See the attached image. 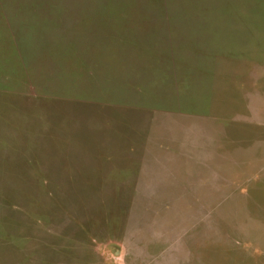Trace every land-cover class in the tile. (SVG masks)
Here are the masks:
<instances>
[{
    "label": "rangeland",
    "instance_id": "1",
    "mask_svg": "<svg viewBox=\"0 0 264 264\" xmlns=\"http://www.w3.org/2000/svg\"><path fill=\"white\" fill-rule=\"evenodd\" d=\"M0 264H264V0H0Z\"/></svg>",
    "mask_w": 264,
    "mask_h": 264
},
{
    "label": "crops",
    "instance_id": "2",
    "mask_svg": "<svg viewBox=\"0 0 264 264\" xmlns=\"http://www.w3.org/2000/svg\"><path fill=\"white\" fill-rule=\"evenodd\" d=\"M201 141V140H200ZM199 141V142H200ZM205 141H207V139L205 140ZM199 142H197V144L199 143ZM202 142L204 143V150H203V143H201V146H200V151H201V154H205L204 153V151H206L207 152V150H211L212 149V151H213V157H214V159H213V163H214V165H215V167H214V169L216 168V166H217V164H221V156H222V152L219 150V148L217 147L219 144H217V145H214L213 144V146L211 145V143L209 142L208 144H206L203 140H202ZM171 145H172V148L173 149H175L176 150V147H177V145L174 143V142H171ZM152 147H158V149L160 150V148H162L161 147V145H158V146H152ZM152 147H149V148H147L146 149V151H147V153H145V158L146 159H150V156L152 155V154H155V153H157V152H155V151H153V149H152ZM205 148H207V149H205ZM177 151V155H178V150H176ZM162 153V152H161ZM156 155V154H155ZM162 155V154H161ZM200 158V164H203V163H205V158H204V156H201V157H199ZM152 162H154L153 160H151V161H149L147 164H151ZM173 167V166H172ZM161 169V170H160ZM143 171H145V173H146V175H144V172H143V178L145 179L146 177H147V175H148V172H149V170H148V168H147V166L145 165L144 167H143V169H142ZM162 171L163 169L162 168H159L158 170H157V172L158 171ZM166 174H167V169H166V172H165ZM213 174H214V177H213V179L212 180H214L215 179V181H213L212 183H213V189H212V191H209L208 192V190L206 189V186L203 184V186H201L200 188H198V191H197V195H203V191H206V193L208 192V194L209 195H221V192L216 188V187H219V180H220V177H221V173H220V171H219V173L218 172H216V171H213L212 172ZM170 174H172V173H170ZM169 174V177H167V179H169L170 178V181H171V183L173 184V183H175L176 182V180L177 179H179V177L181 176V173L180 172H178V174H177V178H175V177H173V176H171ZM158 176L159 175H157V176H155L154 178H153V180L150 182V183H148V182H146L145 183V185L144 186H148V190L145 192V193H143V194H146V195H156L157 194V191L155 190V187H154V183H155V180L158 178ZM208 186H210V185H208ZM196 188V187H195ZM197 189V188H196ZM209 189H211V188H209Z\"/></svg>",
    "mask_w": 264,
    "mask_h": 264
},
{
    "label": "trees",
    "instance_id": "3",
    "mask_svg": "<svg viewBox=\"0 0 264 264\" xmlns=\"http://www.w3.org/2000/svg\"><path fill=\"white\" fill-rule=\"evenodd\" d=\"M21 6H22V5H21ZM32 7H33V6H32ZM35 12H38V11H35L34 8L30 9V14H31V15L34 14ZM35 23H36V22H35ZM33 25H34V23H32V24L30 25V28L33 29Z\"/></svg>",
    "mask_w": 264,
    "mask_h": 264
}]
</instances>
